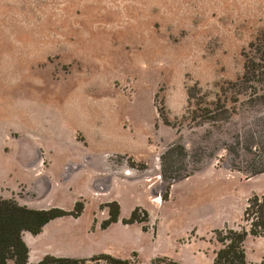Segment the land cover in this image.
Returning <instances> with one entry per match:
<instances>
[{"label": "rangeland", "instance_id": "1", "mask_svg": "<svg viewBox=\"0 0 264 264\" xmlns=\"http://www.w3.org/2000/svg\"><path fill=\"white\" fill-rule=\"evenodd\" d=\"M259 39L264 0H0V184L12 189L3 192L38 209L85 208L26 233L31 262L107 264L91 260L106 254L129 264H214L223 248L216 230L249 231L244 213L264 196V174L230 170L222 145L239 134L246 142L235 150L252 137L262 147L264 106L234 104L221 90L243 74ZM195 86L204 108L222 98L230 121L186 120ZM178 145L185 156L169 152ZM240 154L232 159L241 167L254 159ZM111 200L122 220L140 208L147 222L101 230ZM222 219L236 224L217 228ZM244 249L247 264H263L264 237L249 235Z\"/></svg>", "mask_w": 264, "mask_h": 264}, {"label": "trees", "instance_id": "2", "mask_svg": "<svg viewBox=\"0 0 264 264\" xmlns=\"http://www.w3.org/2000/svg\"><path fill=\"white\" fill-rule=\"evenodd\" d=\"M251 52L245 55L244 72L234 82H230L231 86L222 87L223 95L231 94L235 101L239 102L240 97L247 99L248 107L264 106V43L259 39L250 45ZM201 90L198 86L189 89V109L187 111L186 120L192 122L196 126L204 124H216L219 122H228L232 118L230 109L222 98H218L216 103H211L209 107H203V98ZM218 97V96H217ZM234 111L235 109H232ZM165 124H169L163 117ZM253 138V137H252ZM250 139L246 148L243 150H235L233 144L241 145V141L246 139L239 134L235 137L233 144H224L222 149L228 154L231 163L227 167L232 171H238L246 175L247 178L264 174V144L262 147L255 145V141ZM258 144V143H257ZM225 146V147H224ZM250 146V148H249ZM255 148V150L251 149ZM240 147V146H239ZM181 150V155H186V149L183 146H173L169 152L174 154ZM208 151V149H207ZM241 151L254 155V159L247 167H241L232 159H242ZM202 155L206 154V150L202 151ZM190 172L185 171L181 178H189ZM168 196H164L166 198ZM109 209L108 218L102 222L101 230L108 229L111 225L120 221L121 207L118 203H109L106 205ZM84 205L80 202L75 204L73 211H65L59 208L51 209H32L27 206L19 205L13 199H3L0 197V264H30L29 248L23 239L25 233L38 236L43 232L45 226L50 222L64 217H73L78 219L84 212ZM140 208H136L129 219L122 220L123 225L144 224L147 222V214L139 216ZM244 218L246 222H250V230L242 229L234 231L231 229L216 230L215 235L217 241L223 245V248L215 254L214 264H247L244 249L245 240L249 235L253 237H264V196L261 199L253 197L249 200L248 207L245 210ZM143 231L147 228L143 226ZM92 261L104 260L107 264H129L128 260L116 259L110 255H99L91 259ZM88 260L46 256L37 264H86ZM174 264V263H172ZM264 264V262H263Z\"/></svg>", "mask_w": 264, "mask_h": 264}, {"label": "crops", "instance_id": "3", "mask_svg": "<svg viewBox=\"0 0 264 264\" xmlns=\"http://www.w3.org/2000/svg\"><path fill=\"white\" fill-rule=\"evenodd\" d=\"M46 152V151H45ZM47 157H48V161H49V163H50V169L52 168V163H51V160H50V156H49V154H47ZM28 159V161L27 162H29L30 160H32L33 161V159H34V157H27ZM37 158V157H36ZM36 158H35V161L31 164V166H32V168H31V170H28V172L30 173V174H32L35 178H36V175L38 176V173H36V171H35V168L37 169V170H39L40 171V166H41V162L40 161H38L37 162V160H36ZM37 162V163H36ZM77 164V163H76ZM77 166V165H76ZM84 167H86L85 165H84ZM50 169H49V171H50ZM84 170V169H83ZM77 173V172H76ZM89 175V174H88ZM20 187H24V185L23 184H20L18 187H17V189L18 188H20ZM17 189H15V191L17 190ZM10 191V190H12L11 188H10V186H9V184H7V182H5V183H1L0 184V194L2 195V198L3 199H13V200H15L16 202L18 201L15 197H16V194H15V197H11V195L9 196V195H5L4 194V192L3 191ZM86 189H84V191H85ZM14 191V190H13ZM14 191V192H15ZM13 192V193H14ZM79 193H80V196H78V197H84V194L81 192V191H79ZM259 194V193H258ZM76 199H78L77 197H76ZM81 199V198H80ZM112 201L113 200H111V201H109V203H112ZM77 202V201H76ZM76 202H75V204H76ZM19 205H21V206H27V207H29V208H32V209H38V208H35L34 206H30V204H25V205H23V204H21V203H19V201L17 202ZM120 205V204H119ZM39 207V206H38ZM120 207H121V205H120ZM41 209H44V208H39L38 210H41ZM48 209H51V208H48ZM121 211H122V208H121ZM107 216H109V213H108V211H107ZM65 218H68V217H65ZM60 219V218H59ZM57 220V219H56ZM122 219H121V216H120V221H121ZM223 220V222H225V220L224 219H222ZM227 220V219H226ZM55 221V220H54ZM53 222V221H52ZM239 222V221H238ZM237 222V223H238ZM51 223V222H50ZM49 223V224H50ZM48 224V225H49ZM116 224H119V223H116ZM116 224H113V225H116ZM122 224V223H121ZM235 224L236 223H231V222H225V223H222L220 226H218L217 228H223L224 226H226V225H228V226H230V227H233V226H235ZM47 225V226H48ZM47 226H45V228L47 227ZM216 228V229H217ZM215 230V229H214ZM26 234V233H25ZM25 234L23 235V239H24V241H25V243L27 244V242H26V237H25ZM27 246H28V244H27ZM28 248H29V263L30 264H37L38 262H40L41 260H43L44 258H42V259H38L36 262H31V254H32V251H31V248L28 246Z\"/></svg>", "mask_w": 264, "mask_h": 264}]
</instances>
